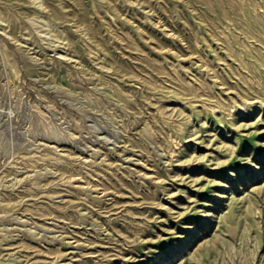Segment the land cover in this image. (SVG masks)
Masks as SVG:
<instances>
[{"label": "rangeland", "instance_id": "obj_1", "mask_svg": "<svg viewBox=\"0 0 264 264\" xmlns=\"http://www.w3.org/2000/svg\"><path fill=\"white\" fill-rule=\"evenodd\" d=\"M0 264H264V0H0Z\"/></svg>", "mask_w": 264, "mask_h": 264}]
</instances>
